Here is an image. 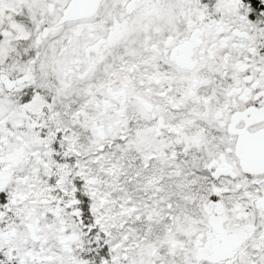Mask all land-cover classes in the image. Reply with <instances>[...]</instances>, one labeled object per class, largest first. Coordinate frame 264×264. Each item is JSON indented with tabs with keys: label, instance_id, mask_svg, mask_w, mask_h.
<instances>
[{
	"label": "snow or ice",
	"instance_id": "snow-or-ice-1",
	"mask_svg": "<svg viewBox=\"0 0 264 264\" xmlns=\"http://www.w3.org/2000/svg\"><path fill=\"white\" fill-rule=\"evenodd\" d=\"M0 264H264V0H0Z\"/></svg>",
	"mask_w": 264,
	"mask_h": 264
}]
</instances>
